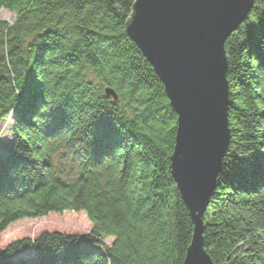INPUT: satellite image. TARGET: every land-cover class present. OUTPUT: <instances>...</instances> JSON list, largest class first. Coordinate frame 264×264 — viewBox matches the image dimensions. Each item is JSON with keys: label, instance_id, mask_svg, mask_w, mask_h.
<instances>
[{"label": "trees", "instance_id": "trees-1", "mask_svg": "<svg viewBox=\"0 0 264 264\" xmlns=\"http://www.w3.org/2000/svg\"><path fill=\"white\" fill-rule=\"evenodd\" d=\"M135 1L0 0L17 14L0 20V125L15 117L0 151V264H184L194 223L171 170L178 115L126 31ZM254 1L226 42L231 142L203 235L216 264H264V0ZM65 212L90 230L5 244L11 225Z\"/></svg>", "mask_w": 264, "mask_h": 264}, {"label": "water", "instance_id": "water-1", "mask_svg": "<svg viewBox=\"0 0 264 264\" xmlns=\"http://www.w3.org/2000/svg\"><path fill=\"white\" fill-rule=\"evenodd\" d=\"M254 0H136L126 31L164 84L178 115L174 180L194 223L184 264H216L204 216L231 142L226 42ZM107 96L118 95L111 87Z\"/></svg>", "mask_w": 264, "mask_h": 264}, {"label": "rangeland", "instance_id": "rangeland-1", "mask_svg": "<svg viewBox=\"0 0 264 264\" xmlns=\"http://www.w3.org/2000/svg\"><path fill=\"white\" fill-rule=\"evenodd\" d=\"M0 20L7 21L14 24L17 20V14L7 9H1ZM93 80L96 78L92 77ZM14 115H10L0 125V151L9 148L13 142L12 127L14 122ZM60 161L66 163L69 158L61 156ZM91 224L86 216L79 212H65L63 214H50L44 219L21 221L11 225V227L4 234L5 244L14 238L31 235L34 236L43 230H59L70 233H86L90 230Z\"/></svg>", "mask_w": 264, "mask_h": 264}]
</instances>
